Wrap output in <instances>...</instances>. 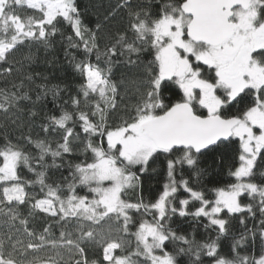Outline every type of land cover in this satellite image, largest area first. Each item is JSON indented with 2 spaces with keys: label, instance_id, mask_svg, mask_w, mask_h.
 Instances as JSON below:
<instances>
[{
  "label": "snow or ice",
  "instance_id": "obj_1",
  "mask_svg": "<svg viewBox=\"0 0 264 264\" xmlns=\"http://www.w3.org/2000/svg\"><path fill=\"white\" fill-rule=\"evenodd\" d=\"M0 264H264V0H0Z\"/></svg>",
  "mask_w": 264,
  "mask_h": 264
},
{
  "label": "trees",
  "instance_id": "obj_2",
  "mask_svg": "<svg viewBox=\"0 0 264 264\" xmlns=\"http://www.w3.org/2000/svg\"><path fill=\"white\" fill-rule=\"evenodd\" d=\"M107 2H108V0H80L82 7H84L85 5H89V3L97 4V5H99V4L106 5ZM98 14L102 16L103 8H100L98 13H97V11H94L93 9L89 8V11L86 13V16H85V22L88 23L90 27H94ZM55 54L57 56H59V62H58L55 69H47V66L41 65V67L38 68L37 70L46 71V74L49 75V85L50 86L57 84V83H61V85L63 86V83L71 82L73 84V91H75V83L78 82L79 77L74 78V74L72 72V69L64 60V56H63V53L61 51L57 50V52ZM40 55H41V58H43L44 53L41 52ZM49 58H51V54L49 55ZM65 98H66V96H65ZM52 107L53 106L51 103V96H49L48 101H47V109L52 110ZM13 134L15 135L16 133L13 132ZM163 179H164L163 176H160V177H157L153 181V183L151 185V192H149V186L146 185L145 186V192H144L145 196H150V195L156 194V191L160 188L161 184L163 183ZM177 223H181L182 230L191 231L190 222H181L180 220H178ZM41 226H42V222H38L37 227L39 228ZM56 234L58 235V232ZM198 238H200V237L198 236Z\"/></svg>",
  "mask_w": 264,
  "mask_h": 264
}]
</instances>
